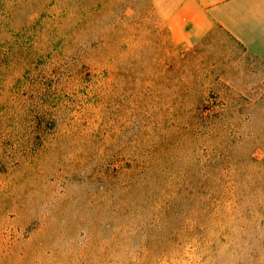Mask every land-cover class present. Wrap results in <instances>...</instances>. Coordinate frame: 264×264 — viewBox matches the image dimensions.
<instances>
[{
    "label": "rangeland",
    "instance_id": "374dc122",
    "mask_svg": "<svg viewBox=\"0 0 264 264\" xmlns=\"http://www.w3.org/2000/svg\"><path fill=\"white\" fill-rule=\"evenodd\" d=\"M164 8L0 0V264H264V73Z\"/></svg>",
    "mask_w": 264,
    "mask_h": 264
},
{
    "label": "crops",
    "instance_id": "0c3cea01",
    "mask_svg": "<svg viewBox=\"0 0 264 264\" xmlns=\"http://www.w3.org/2000/svg\"><path fill=\"white\" fill-rule=\"evenodd\" d=\"M166 17L188 35L217 31L241 47L250 70L264 73V0H163ZM223 41H220V45ZM264 81V78L261 79ZM262 84V83H261Z\"/></svg>",
    "mask_w": 264,
    "mask_h": 264
}]
</instances>
